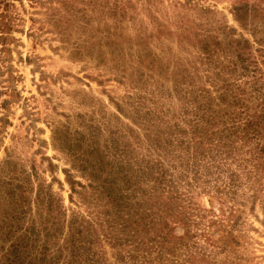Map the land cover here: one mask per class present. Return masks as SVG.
Instances as JSON below:
<instances>
[{"label": "rangeland", "instance_id": "rangeland-1", "mask_svg": "<svg viewBox=\"0 0 264 264\" xmlns=\"http://www.w3.org/2000/svg\"><path fill=\"white\" fill-rule=\"evenodd\" d=\"M108 192L166 209L161 256ZM10 228L32 264H264V0H0V256Z\"/></svg>", "mask_w": 264, "mask_h": 264}, {"label": "trees", "instance_id": "trees-1", "mask_svg": "<svg viewBox=\"0 0 264 264\" xmlns=\"http://www.w3.org/2000/svg\"><path fill=\"white\" fill-rule=\"evenodd\" d=\"M238 87L239 85L234 89L226 88L222 94L230 96L231 100H229L228 102L223 100L222 103L234 105L235 106L234 109H236L237 107L242 108V106H238L237 104L238 100L236 99L239 96V94H243V91ZM202 107H204V110H206V112L211 111L210 108H207L205 106ZM248 111L249 110H247L246 108H242V112L247 114L248 116L244 117V120H241L242 124L240 126L235 127L236 132H241V134L245 136V138H247L252 132H254V134L255 133L257 134L259 132V129L257 130L256 127L253 126L256 123L253 119L249 117V114L251 113H249ZM236 115H237L236 112H234L233 114L231 113V115H229V120L236 121V117H237ZM203 116L196 118L197 124L198 122L202 123L201 128L203 130H194V132L197 133L198 137L200 138H202V135H204L207 132V126L214 125L213 119L212 120L208 119L209 117L204 119ZM211 116L214 117V114H212ZM257 116L260 118V116L262 115L258 114ZM257 124L259 125V123ZM233 127L234 124L231 125V128ZM234 134L236 135V133ZM225 136L228 137L229 135L225 134ZM201 140L203 141V139ZM258 156L260 155L258 154ZM106 195L111 203L109 209H107L106 211L109 222L110 221L117 222V219L120 218L119 224L123 226L122 228L128 229L129 232H132L136 237L142 230H145L144 232L147 233H150L149 231L153 230L154 234L151 236L154 237H151L152 241H157L159 242L158 244H160L158 245L159 246L158 254H160L161 252L163 253L164 250L167 249L168 245L165 244L166 236L164 232L166 225L163 222V219L167 217L165 214H163L166 211V209L165 210L159 209L160 213L157 211L154 212L152 207H144V205L141 204V202H136L137 200H135L131 204L129 202H126L128 197L123 194L117 193L115 196H112L111 192H108ZM149 199L154 201L156 204L158 203L157 202L158 200L157 198H155V196L149 197ZM140 207H142L143 211H140L139 209ZM145 211H147V213H145ZM141 221L144 222L143 226L140 225ZM5 237L6 238H4V241L7 240L9 242L8 243L9 246L5 248L6 252H3L2 255L0 256V264H32V257L30 256L31 254L30 252H27L29 244L28 241H25V239L28 240L30 238L27 235V229L21 230L19 228L17 229L10 228L6 232ZM140 237L143 238L142 236ZM136 248H138V246H136ZM162 253L160 254V256L162 255Z\"/></svg>", "mask_w": 264, "mask_h": 264}]
</instances>
